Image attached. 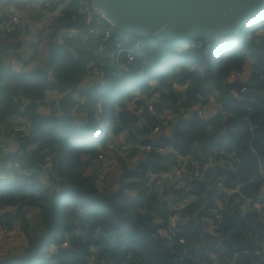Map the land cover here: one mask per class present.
I'll use <instances>...</instances> for the list:
<instances>
[{
  "label": "trees",
  "instance_id": "16d2710c",
  "mask_svg": "<svg viewBox=\"0 0 264 264\" xmlns=\"http://www.w3.org/2000/svg\"><path fill=\"white\" fill-rule=\"evenodd\" d=\"M84 1L86 5L72 0L56 24L69 23L72 14L89 7ZM140 40L146 65L140 59L127 63L125 55L118 62L103 64L106 78L85 94L90 104L83 121L74 120V105L68 98L61 117H40L33 103L25 106L22 116L30 127L27 138L18 141L23 157L17 154L11 159L27 176L0 186V229L18 224L16 237L22 236L25 245L23 251L7 254L0 264H264V255L257 254L264 242V209L242 216L246 200L256 201L261 195L260 171H264V11L238 36L210 45L191 41L193 47L181 54L174 50L177 42ZM87 45V53L70 43L52 48L56 80L45 69L22 75L0 64V127L16 113L13 100L18 94L32 99L41 97L44 89H77L85 63L99 53L92 40ZM112 49L109 46L102 54ZM249 61L246 78L230 82V74ZM101 62L106 61L96 63ZM242 88L245 91L238 98L230 96L231 90ZM150 92L159 95L152 113L146 111L141 118L127 108L133 93H144L148 99ZM210 98L219 106L212 119L179 117L176 127L154 139L198 164L223 162L214 168L215 173L201 171L204 175L196 179L192 176L195 168L187 163L181 167L184 187L174 190L167 183L160 192L146 174L166 171L177 162L175 157L153 151L134 169L129 164L138 151L126 157L118 151L109 157L119 164L117 189L110 194L95 190L94 162L108 157L110 145L120 138L123 147L135 145L157 125L158 115L172 111L178 116L179 108L188 111ZM97 102L102 104L101 117L95 113ZM46 157L52 162L49 169L43 168ZM13 166L10 169L15 171ZM51 182L60 186L58 192L45 186H53ZM235 186L241 188L240 197L224 193L223 187ZM185 196L196 200L178 212L184 221L180 232L170 240L159 237L162 221L172 212L168 202L174 207ZM216 202L225 210L220 229L211 234L203 219L212 218ZM32 211L40 218L37 226ZM40 227L42 232L36 235ZM66 241L68 246L62 248Z\"/></svg>",
  "mask_w": 264,
  "mask_h": 264
},
{
  "label": "built area",
  "instance_id": "2783aa9c",
  "mask_svg": "<svg viewBox=\"0 0 264 264\" xmlns=\"http://www.w3.org/2000/svg\"><path fill=\"white\" fill-rule=\"evenodd\" d=\"M30 1L29 4L37 6L43 3L45 7L50 4L54 3L56 0H28ZM59 6L49 13H46L43 17H40L37 19V21H34L32 17L35 18V9H32L31 13L29 11H25L27 13H10L9 15L6 14L5 16L1 15L0 13V35L10 36L17 32H19L24 25V23H28L31 25H34L36 28V34L31 39L32 47L30 48V52L32 55V59L30 60L31 68H35L37 64L42 63L45 61V58L43 56V51L46 47V40L48 39V33L51 30V27L56 24L58 18L62 17L63 12H66L68 8L70 7V3L72 0H58ZM85 5L86 1L81 0ZM88 1V0H87ZM23 8L26 6L23 2L21 4ZM89 5V2H88ZM36 8V7H34ZM55 28V27H54ZM57 36L54 40L55 44L57 46H65L68 43L72 42H78L83 40H92L93 43L97 44L99 53H94V62L90 63L85 71L80 76V83L77 85L78 89L72 90V91H65L64 93L60 94L58 90L56 89H44L42 92L41 97L38 98H30L25 99L22 98L25 104L33 103L35 107L40 108L43 112H47L49 115H52L54 117H61L62 116V107L61 104L64 102V99L66 97H69L71 99V102L74 105V112L75 116L78 114L84 115L87 112V109L89 108L90 102L87 101L86 97L84 96V92H82L81 89H83L84 85L89 80H98L99 82L104 83L105 80V68L103 66L104 62H101L100 65H98L95 60L97 59V62L102 61L104 59V53L103 51L109 46H113V51L118 50L120 53L126 54V59L128 63L136 62L137 59H140L145 63L147 61V57L143 55V51L145 48L144 44L141 42L140 39L125 35V34H118L117 31L108 24L106 19L103 18L100 12L95 11L92 9L89 5V7H86L85 9L81 10L78 14H72L70 17V22L58 25L56 27ZM180 47V50L178 48ZM193 47L192 42H185L180 43L177 52L181 53L183 50H187ZM101 53V54H100ZM35 63V64H34ZM242 72H245L244 68H241L240 70L236 72H232L230 74V82H237L240 79L243 78L241 75ZM79 86V87H78ZM245 91L244 88L241 89L240 92H237L235 90L230 91V96L232 98H238L241 93ZM144 93H136L133 94L132 97L133 102L135 105H138L140 103V99H146L149 102V106L146 105L139 107V114H142L146 109V111H149L152 113V107L150 105V99L146 96H144ZM73 98V99H72ZM203 105L202 103H197L196 105L192 106L188 111L179 108V115H175L172 111H167L163 114H160L157 116V125L151 128L150 134L148 136L147 141H151L150 144L141 145V144H135L132 147L130 145L125 146L124 149V155L128 156L130 152L133 150L139 151L141 155L144 157H147V154L152 153L153 151L164 155L166 153H171L173 157L177 159L176 163H172L169 168L164 172H155L151 171L148 172L147 178L153 182H155L158 186V189L160 192L163 191L165 184L171 183L169 185L172 186V189L174 190H181L184 187V181L181 176V167L183 165H186L187 163H190L193 168H195V172L193 173L194 178L198 179L201 178L204 173L208 170H215L217 166H221L223 162H217V163H211V164H205L203 166H199V164L193 160L191 156L186 157H179L174 150L167 147H162L159 144H157L156 140L154 139V136L159 133H169L173 127H176L178 124L179 119H186V115L189 113L192 114V117H198L199 119L205 120L201 110ZM150 108V110H149ZM95 113L98 117H101L103 114L102 110V104L100 102H97L95 105ZM180 117V118H179ZM179 118V119H178ZM178 119V120H177ZM30 125L26 123H19L16 122L13 118L9 119L6 126L0 127V134H5L9 139L15 140H24L27 137L25 136L26 133L29 130ZM11 130L10 133L8 130ZM19 135V136H18ZM18 136V137H17ZM18 157H22V152L19 151ZM103 159L99 158L94 162L93 169L96 172L95 175V190L98 192L101 190H104L106 188V185L108 183V173L109 170L104 164L102 163ZM168 161H171L169 159ZM44 169H49L52 165L50 157H46L44 159ZM12 165H10L3 174L0 173V186H3L4 184H7L9 182H15V181H24L21 179H17L19 177H26L27 172L26 170H22L20 168H16L17 166H13L15 171H12L11 168ZM261 177H262V183H261V191L260 196L258 199H256L258 208L264 209V171H260ZM222 186V185H219ZM224 193L227 196H241V188L239 186H235L233 188H225L223 187ZM196 198L194 196H185L181 197L179 201H177L173 205H170L171 207V213H168V215L164 218L162 221L163 227L158 231L159 237L170 240L172 236L180 232V225L184 223L182 216L179 215V211L182 210L185 206L192 204L195 202ZM248 199L246 202L253 205V200ZM222 204L220 202H216L215 209L211 210L212 212V218L211 219H203L206 224V232H209L211 234H215L220 229V225L223 220L222 211L225 210V208H222ZM161 221V220H159ZM4 229V231H14L15 229L16 234L19 231L18 224L13 225L11 228L8 227H2L0 231ZM180 243H183V240H179ZM63 247H67V242L62 244ZM90 250L95 251L93 247L89 248ZM259 255H264V242L262 244V248L260 251L257 252ZM237 256V254H235ZM203 264H209V263H203Z\"/></svg>",
  "mask_w": 264,
  "mask_h": 264
},
{
  "label": "water",
  "instance_id": "95a60500",
  "mask_svg": "<svg viewBox=\"0 0 264 264\" xmlns=\"http://www.w3.org/2000/svg\"><path fill=\"white\" fill-rule=\"evenodd\" d=\"M88 2L121 34L160 43L202 41L210 45L221 38L238 36L244 27L264 11V0Z\"/></svg>",
  "mask_w": 264,
  "mask_h": 264
},
{
  "label": "crops",
  "instance_id": "0c3cea01",
  "mask_svg": "<svg viewBox=\"0 0 264 264\" xmlns=\"http://www.w3.org/2000/svg\"><path fill=\"white\" fill-rule=\"evenodd\" d=\"M24 3L26 6L23 8L21 5V3ZM30 1L28 0H0V13L1 15L5 16L6 14H10V13H27L25 11H29L31 13L32 9H35V18H33L34 21H37L38 18L43 17L44 15H46V13H49L51 11H54L58 6H59V1L56 0L54 3H50L48 4L46 7L45 5L40 4L37 6L31 5L29 4ZM36 7V8H34ZM58 25L54 24L53 27H51V30L48 33V39L46 40V47L43 51V56L45 58V61H43L42 63L40 62V64H37L36 67L33 69L31 68V66H33L32 64H30V60L32 59V55L30 52V48L32 47L31 44V39L32 37L36 34V28L34 25L28 24V23H24V25L22 26L21 30L15 34H13V36H5V35H0V64L3 65V67L5 69H12L14 74H28L31 72H34V70H40V69H45V72H47L48 76L50 79L54 78L56 80V77L53 76V72L51 69V64H52V48L56 47L57 45L55 44L54 40L57 36V32H56V27ZM55 27V28H54ZM72 44L73 48L74 47H80L81 50L85 51L87 53V50L89 49V46L87 45V40H83V41H78V42H72L70 43ZM71 46V47H72ZM71 49L72 54H75V51ZM126 56V54L124 53H120L117 49L114 50L113 52H109L107 55L104 56V60L106 62H104V64L108 65V63L110 64V60H115V62H118L117 60L122 58V56ZM115 56V58H114ZM93 58H94V54H93ZM127 58V57H126ZM94 60V59H93ZM93 60L91 61H87L85 63V69L86 67L94 62ZM127 60V59H126ZM138 60V59H137ZM95 62H97V59L95 60ZM128 63V62H127ZM35 64V63H34ZM252 63H250V61L244 66V70L247 71V75L249 73V69ZM58 75V74H57ZM245 75L241 80H244L246 78ZM54 81V80H52ZM55 82V81H54ZM80 83V79L78 80L76 85H79ZM103 84L102 82H99L98 80H89L83 87L82 92H84V96L85 94L91 92V90L94 88V86H97L98 84ZM80 86V85H79ZM78 86V87H79ZM54 89V88H53ZM78 89V88H77ZM176 89V88H175ZM58 90V92H60V94L64 93L65 91H72L71 89L68 88H63V89H56ZM178 90V89H176ZM150 97V105L151 107H153V104L157 103V99L159 98V95L157 93H153L150 92L149 93ZM73 99V98H72ZM134 98L132 97L131 101L129 104H134L132 103V100ZM182 99V98H181ZM65 100V99H64ZM14 106L16 108V113L8 116L5 120H6V125L9 119L13 118L16 122L19 123H26L28 124V121L24 120V116H22V114L25 113V106L27 104H25V102L22 99V96L20 94H18L15 98H14ZM69 101H71V99L69 98ZM202 101V100H200ZM140 103L136 106V110L139 112V107L140 106H149V102L146 99H140L139 101ZM128 104V106H129ZM202 107L199 108L205 118V121L212 119L214 116H216V114L219 112V106L216 103L214 98H210L208 101H202ZM169 106H172L171 103H169ZM128 108V107H127ZM36 114H38L40 117H52V115H49L47 112H43L40 108L34 107ZM147 110V109H146ZM146 110L142 113V114H137L140 115L141 118L142 116L145 114ZM118 113V112H117ZM86 116L82 115V114H78L77 116H75L73 114V117L75 121H83L82 118H84ZM140 118V119H141ZM190 118H192V114H188L186 115V120H189ZM142 124V123H140ZM127 132V131H125ZM150 134V132H149ZM148 135L142 137V138H138V142L140 140L139 143L143 142V140H148ZM162 134H167V133H162ZM157 136V134L155 135ZM120 141L117 142L116 144H114V148L115 151H111L109 152L108 157H105V159L107 160L108 163V170H109V174H108V183L109 185H113L114 183L117 184V177L120 174V169H119V164L116 163L115 161L109 160V157L112 156V153L114 152H120V156L122 157H126L123 153V151L120 149V147L122 146V138L119 139ZM20 140H11L9 139L5 134H0V173L3 174V172L10 166L12 165V156L17 155L19 151L22 152V157H23V151L20 150V145L19 142ZM135 142V144H139L138 142ZM22 145V144H21ZM113 145V144H112ZM110 145V147L112 146ZM23 146V145H22ZM31 148V147H29ZM140 158L142 160H144L146 157H144L143 155H141L138 151V153H136V155L133 157V159L130 162H133V164L137 165V163L140 160ZM229 158H232V156H229ZM104 160V158H103ZM129 164V162H128ZM204 163L199 164V166H203ZM213 173L216 172V170H211ZM193 176V175H192ZM18 182V181H15ZM153 182V181H152ZM9 183H13V182H9ZM7 183V184H9ZM4 184V185H7ZM52 184V182H51ZM114 184V185H115ZM53 186L50 185H45L48 189H50V191L52 192H58L60 189V186H57L55 184H52ZM112 189V188H111ZM110 189V190H111ZM261 191V189H260ZM129 195H133L134 193H128ZM253 200V199H251ZM250 200V202H251ZM253 205L251 206L250 203L245 202L244 206H242V216L245 213H251V212H255V213H260L261 209L258 208V204L257 201L253 200ZM171 203L168 202V206H170ZM171 210V207H170ZM36 211H32L30 212V215L33 219V224L34 226H37L39 224V216L37 215ZM29 217V218H31ZM41 229L42 232V227L39 228V231ZM37 231V232H39ZM40 232V233H41ZM1 234V233H0ZM18 241L20 242L19 244H21V247L23 248L25 243H24V239L22 236L18 235ZM5 247V244L3 242H1L0 240V248ZM62 248H65L62 246ZM7 254H0V261L6 256Z\"/></svg>",
  "mask_w": 264,
  "mask_h": 264
},
{
  "label": "rangeland",
  "instance_id": "374dc122",
  "mask_svg": "<svg viewBox=\"0 0 264 264\" xmlns=\"http://www.w3.org/2000/svg\"><path fill=\"white\" fill-rule=\"evenodd\" d=\"M185 42H177V43L179 46L180 43H185ZM178 50H180V47L178 48ZM140 75H141V73H140ZM241 75L244 77L245 75H247V71L242 72ZM85 97L87 98V96H85ZM66 98L69 99V97H66ZM132 102H133V100H132ZM63 104H64V102L61 104V107ZM128 109L135 114H139V112L136 110V106L134 104H129ZM149 110H150V108H149ZM125 146H127V145H125ZM132 146H133V144L130 143V147H132ZM110 148L112 149V151H115V148L113 146ZM125 148L126 147H120V149L123 151V153H124ZM140 160L142 161L141 158H140ZM102 163L104 164V166H106L108 168V163H107V160L105 158L102 161ZM130 166H131V168L137 169V165L133 164V162H130L129 167ZM147 174H146V176H147ZM114 184L109 185V183H107L106 188L104 190L99 191V193H101V192L104 193L107 191L109 194L112 193L113 191H115L117 189V185L116 184L114 185ZM27 217H28V215H27ZM17 230L15 229L14 231H4V229H2L0 231V233H1L0 234V240H1V242H3L5 244V247L0 248V254H2V253H4V254L12 253L13 254L16 252L23 251V248L21 247V244H19L20 242L18 241V238L16 237V231ZM40 232H41V229L39 232L36 233V235H38Z\"/></svg>",
  "mask_w": 264,
  "mask_h": 264
},
{
  "label": "clouds",
  "instance_id": "9594fccd",
  "mask_svg": "<svg viewBox=\"0 0 264 264\" xmlns=\"http://www.w3.org/2000/svg\"><path fill=\"white\" fill-rule=\"evenodd\" d=\"M181 42H185V41H181ZM186 42H191V41H186ZM177 48H178V43H176V47L174 48V50H177ZM181 54V53H180ZM146 63H147V61H145V63H143V65H146ZM238 82V81H237ZM133 94H136V93H133ZM132 94V95H133ZM167 148H171V147H167ZM172 149V148H171ZM173 150V149H172ZM176 153V152H175ZM166 154H168V153H166ZM171 154V153H170ZM165 155V154H164ZM173 157V156H172Z\"/></svg>",
  "mask_w": 264,
  "mask_h": 264
}]
</instances>
